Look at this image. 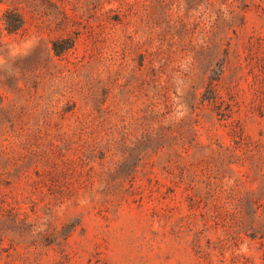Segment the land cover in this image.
I'll use <instances>...</instances> for the list:
<instances>
[{
    "label": "rangeland",
    "instance_id": "rangeland-1",
    "mask_svg": "<svg viewBox=\"0 0 264 264\" xmlns=\"http://www.w3.org/2000/svg\"><path fill=\"white\" fill-rule=\"evenodd\" d=\"M0 264H264V0H0Z\"/></svg>",
    "mask_w": 264,
    "mask_h": 264
}]
</instances>
